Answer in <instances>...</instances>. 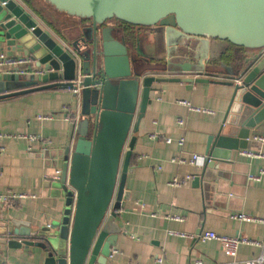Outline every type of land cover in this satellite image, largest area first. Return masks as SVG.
<instances>
[{
    "label": "crops",
    "instance_id": "1",
    "mask_svg": "<svg viewBox=\"0 0 264 264\" xmlns=\"http://www.w3.org/2000/svg\"><path fill=\"white\" fill-rule=\"evenodd\" d=\"M23 1L39 20L32 17L59 43L61 39L71 46L79 34L78 27L89 23L56 9L46 0ZM38 4L60 17L63 23L55 24L47 19ZM106 24L113 28L116 39L126 40L129 55L152 68L147 75L165 80L152 84L137 132L134 131L135 121L132 125L136 140L124 187L128 198L118 211L116 222L121 233L105 264H157L158 259L162 260L160 264H193L196 260L258 264V258L262 259L260 264H264V175L259 180L249 179L250 175L264 170V142L251 137L247 148L235 153L231 162L220 170L221 175L212 183L214 188L209 197L200 185L192 184L199 169L189 163L193 155L204 156L207 138L215 134L222 123L231 97L233 88L223 82L236 78L219 62L234 71L242 63L251 61L258 51L226 40L210 39L206 49V60L211 65L208 69L170 71L162 68L167 63L197 62L198 53L202 51L199 39L175 37L168 41L163 30L157 32L153 27L127 28L126 22L114 19ZM182 78L208 81L174 80ZM77 104L70 90L56 88L0 100V239L2 230L11 220L27 223L31 234L50 226L61 229L68 238L74 204L66 202L50 176L55 171L60 172L66 148L72 149L76 141L78 124L66 117L77 109ZM190 107L207 108L213 113L208 115ZM152 134L156 137H151ZM164 138L171 141L166 142ZM244 151L263 156H247ZM178 158L184 162H178ZM187 176L191 179L180 186L170 184L174 178L185 180ZM10 191L33 194L35 198L6 205L1 198ZM239 212L257 220L230 219V214ZM209 231L243 236L255 244H242L231 256L223 251L219 241L199 237ZM0 261L43 264V257L35 246L9 248L7 244H0Z\"/></svg>",
    "mask_w": 264,
    "mask_h": 264
},
{
    "label": "water",
    "instance_id": "2",
    "mask_svg": "<svg viewBox=\"0 0 264 264\" xmlns=\"http://www.w3.org/2000/svg\"><path fill=\"white\" fill-rule=\"evenodd\" d=\"M46 1L89 21L78 27L79 34L71 43L75 54L16 0H0V53L26 56L31 65L25 75L0 65V100L51 88L71 90L73 81L80 79L82 117L76 141L72 149L66 148L55 179L66 202L74 204L72 226L67 238L61 229L50 226L31 234L27 223L11 220L2 230L0 244L35 246L41 250L43 264H105L121 233L118 211L128 198L124 187L136 140L132 125L135 121L137 132L152 84L165 80L147 75L152 68L129 55L126 40L116 39L106 22L116 19L163 30L168 41L175 37L199 39L202 51L197 62L167 63L162 69L170 71L208 69L210 39L258 51L234 71L219 62L239 83L223 82L233 88L231 97L222 123L207 138L204 156L196 163L199 171L192 178V184L200 185L209 197L223 166L247 148L251 137L264 136V0Z\"/></svg>",
    "mask_w": 264,
    "mask_h": 264
},
{
    "label": "built area",
    "instance_id": "3",
    "mask_svg": "<svg viewBox=\"0 0 264 264\" xmlns=\"http://www.w3.org/2000/svg\"><path fill=\"white\" fill-rule=\"evenodd\" d=\"M31 16L35 17L37 20L38 16L25 4V2L23 0H16ZM48 29V28H47ZM51 31V30H49ZM52 33V31H51ZM61 45L67 49L70 53L75 54L73 49L71 48V46L59 39ZM0 65L9 67V68H14V72L19 74V75H25L27 73L30 72V60L28 59V57L23 56V55H18V56H8L5 53L1 52L0 53ZM236 83H239V80L236 78L233 80ZM74 87L70 90L72 92V94L74 95V97L77 100V109L72 112L69 116L66 117L67 120H69L70 122L74 123L75 125L79 123L80 119H81V113H80V100H79V95H80V90H81V86H80V79L77 77L74 81H73ZM181 103H186L184 101H181ZM193 110L196 111H200L203 112L205 114H212V110H209L207 108H198V107H190ZM40 118V117H39ZM41 118L44 119H49V116H42ZM1 136V135H0ZM151 137H156V135L152 134ZM258 139L259 142H264V136H260V137H255ZM32 139L34 140L35 137H32ZM164 140L166 142H170V138H164ZM180 144H182V140L179 141ZM1 147H0V151H1ZM245 155L247 156H260L261 154L259 153H254L251 151H244L243 152ZM263 156V155H261ZM202 158L198 155H193L191 157V159L189 160V163L191 164H196L198 163ZM178 162H184V159L182 158H178L177 159ZM264 175V170H261L259 174L256 175H250L249 179L251 180H259L261 178V176ZM53 180L57 179L59 177V173L58 171H55L54 174L52 176H50ZM191 176H187L185 180H180L177 178H174L170 184L172 186H180L181 184H183L186 180H190ZM25 198H35V195L33 194H26V193H15V192H7L6 194H4L2 196V201L6 204V205H12L16 200H20V199H25ZM230 219H236V220H241V221H256L257 218L250 216L248 214L245 213H233L230 214ZM178 219V218H175ZM178 235L181 236H188L185 233H177ZM202 240H210V239H214L219 241V243L222 246V249L225 253H227L228 255L234 256L237 253V250L239 248L240 245L242 244H255L254 241L249 240L243 236H227V235H219L216 234L215 232H205L204 234L199 236ZM261 258L257 259V263L260 264L261 262ZM162 262L161 259L157 260V264H160ZM0 264H7L5 261H0ZM193 264H236L233 261L230 262H226V263H206L203 262L202 260H196Z\"/></svg>",
    "mask_w": 264,
    "mask_h": 264
},
{
    "label": "rangeland",
    "instance_id": "4",
    "mask_svg": "<svg viewBox=\"0 0 264 264\" xmlns=\"http://www.w3.org/2000/svg\"><path fill=\"white\" fill-rule=\"evenodd\" d=\"M38 5H39V7H41L40 4H38ZM41 8L43 9L44 7H41ZM41 8H40V10L42 11V13H44V15L47 17V19L53 21V23L57 24L58 21L59 22L62 21V19L60 17L54 16L52 13H49L47 10H44V9L42 10ZM114 20L117 21L116 19H114ZM62 23H63V21H62ZM127 24H128L127 28L136 26V25H132L130 23H127ZM59 25H61V24H59ZM125 26H127V25H125Z\"/></svg>",
    "mask_w": 264,
    "mask_h": 264
},
{
    "label": "trees",
    "instance_id": "5",
    "mask_svg": "<svg viewBox=\"0 0 264 264\" xmlns=\"http://www.w3.org/2000/svg\"><path fill=\"white\" fill-rule=\"evenodd\" d=\"M28 3H30V1L29 0H26Z\"/></svg>",
    "mask_w": 264,
    "mask_h": 264
}]
</instances>
